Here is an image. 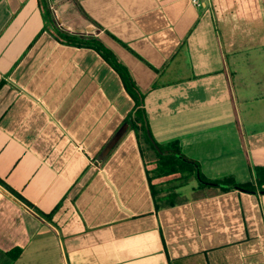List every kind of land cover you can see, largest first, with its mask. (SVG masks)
Segmentation results:
<instances>
[{"label":"crops","instance_id":"0c3cea01","mask_svg":"<svg viewBox=\"0 0 264 264\" xmlns=\"http://www.w3.org/2000/svg\"><path fill=\"white\" fill-rule=\"evenodd\" d=\"M263 23L264 0H0V264H264V192L182 194L196 177L158 176L116 71L53 34L101 41L158 144L246 183L264 165Z\"/></svg>","mask_w":264,"mask_h":264},{"label":"trees","instance_id":"16d2710c","mask_svg":"<svg viewBox=\"0 0 264 264\" xmlns=\"http://www.w3.org/2000/svg\"><path fill=\"white\" fill-rule=\"evenodd\" d=\"M53 34L63 43L94 49L119 75L125 91L133 100V107L126 114L123 122H125L129 128L135 132L137 141L141 148L142 146L140 144L141 142H144L155 152L157 157L156 171L158 176L173 175L175 179L181 182H186L191 176L195 177L194 161L189 160L180 152L179 146L176 142L171 143L168 146H162L153 138L144 108V97L146 92L142 91L135 84L127 67L118 60L115 54L101 41L95 38H79L68 35L58 29L53 30ZM253 174L255 180L252 182L237 183L232 177H225L223 179L213 181V183H215L214 185H207L199 182V186L201 188L213 186L219 189L220 192H226L233 189L247 192H255L257 190L264 192V165L254 166ZM200 176L203 180L207 181L201 173ZM7 187L18 197L24 199L12 188L9 186ZM24 201L27 200L24 199ZM156 208H158L157 205ZM54 211L55 210L49 214H44L45 217L50 219ZM15 251L18 252L19 248H16Z\"/></svg>","mask_w":264,"mask_h":264},{"label":"rangeland","instance_id":"374dc122","mask_svg":"<svg viewBox=\"0 0 264 264\" xmlns=\"http://www.w3.org/2000/svg\"><path fill=\"white\" fill-rule=\"evenodd\" d=\"M263 27H264V23H263ZM260 59H263L262 56H261ZM258 63H260V62H258ZM263 63H264V62H263ZM243 64H244V66H245V71H246V72H247V71L250 72L252 66H250V64H248V62H247V64H246L245 62H244ZM260 64H262V63H260ZM251 73H253L255 76H258V75H260V76H264V67H263V68L260 67L259 69H257V70L254 71V72H251ZM249 74H250V73H249ZM253 77H254V76H253ZM142 146L144 147L145 157L148 156L147 158H149V160L154 159V158L156 157L155 154H154V152H153L151 149H149V148L147 147L146 143L142 142ZM195 186H199L198 181H196V179L192 178V179L188 182V184H187L185 187H183V188L181 189V193L190 196V195H192V194H191V189H192V187H195ZM207 187H209V186H207ZM212 188H213V187H212Z\"/></svg>","mask_w":264,"mask_h":264},{"label":"water","instance_id":"95a60500","mask_svg":"<svg viewBox=\"0 0 264 264\" xmlns=\"http://www.w3.org/2000/svg\"><path fill=\"white\" fill-rule=\"evenodd\" d=\"M194 166H195V177L196 179L201 182L202 184H207V185H214L215 183L213 182H210V181H205L201 178L200 176V169H199V166L197 163H194Z\"/></svg>","mask_w":264,"mask_h":264},{"label":"built area","instance_id":"2783aa9c","mask_svg":"<svg viewBox=\"0 0 264 264\" xmlns=\"http://www.w3.org/2000/svg\"><path fill=\"white\" fill-rule=\"evenodd\" d=\"M194 4H199V0H192Z\"/></svg>","mask_w":264,"mask_h":264}]
</instances>
